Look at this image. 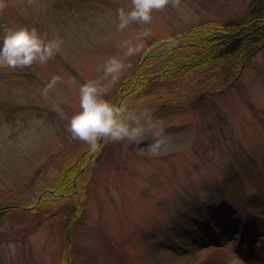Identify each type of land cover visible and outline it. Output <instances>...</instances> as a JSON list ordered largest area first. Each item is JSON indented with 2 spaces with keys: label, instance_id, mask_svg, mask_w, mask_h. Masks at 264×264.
<instances>
[{
  "label": "rangeland",
  "instance_id": "1",
  "mask_svg": "<svg viewBox=\"0 0 264 264\" xmlns=\"http://www.w3.org/2000/svg\"><path fill=\"white\" fill-rule=\"evenodd\" d=\"M5 2L0 18L6 11L16 28L18 21L64 43L45 65L0 67V264H232L233 254L243 264H264V34L244 61L190 69L123 102L143 100L164 122L176 145L165 155H147V141L108 142L91 152L67 131L80 110L79 85H105L98 67L124 58L122 44L137 42L135 33L151 31L109 88L105 98L115 104L147 53L161 55L194 27L252 20L264 0H181L154 11L150 25L130 23L124 31L117 12L131 0ZM53 76L61 79L45 96ZM80 157L81 215L72 217L69 202L24 211L58 169Z\"/></svg>",
  "mask_w": 264,
  "mask_h": 264
},
{
  "label": "clouds",
  "instance_id": "2",
  "mask_svg": "<svg viewBox=\"0 0 264 264\" xmlns=\"http://www.w3.org/2000/svg\"><path fill=\"white\" fill-rule=\"evenodd\" d=\"M181 0H131L127 10L120 8L117 12L118 31H124L130 23L150 25L154 11H162L171 5L180 7ZM5 0H0V11L6 8ZM151 35L148 28L135 33V41L125 40L122 47L126 49L124 58L111 56L100 67L102 79L107 83L101 85L99 80L82 83L78 88L79 111L69 120L67 131L72 139L88 145L91 152L99 151L108 142L126 141L139 146L146 145V154L161 156L176 147L173 137L167 132L162 120L154 117L151 109L144 107L143 100H137L133 106L115 104L105 97L109 88L114 86L126 69L125 58L140 53L144 48L143 40ZM0 43V67L11 69L45 65L62 51L64 41L60 38L46 40L35 27L8 28ZM130 67V65H127ZM53 76L42 90L47 96L60 81ZM141 154H144L142 151ZM234 256L232 264H243Z\"/></svg>",
  "mask_w": 264,
  "mask_h": 264
},
{
  "label": "trees",
  "instance_id": "3",
  "mask_svg": "<svg viewBox=\"0 0 264 264\" xmlns=\"http://www.w3.org/2000/svg\"><path fill=\"white\" fill-rule=\"evenodd\" d=\"M9 12L11 13V11ZM263 13L264 9H262V13L259 12L258 15L256 14L252 20L243 19L238 23H226L220 26L204 24L199 27H194L193 30L183 34L181 38L177 40V43H167L161 55L148 58L144 61L145 63L141 66L136 76L123 83V85H125L123 92H127L128 95L124 97L122 103L132 95H137L141 91H147V87L151 88L166 79H179L181 76L187 74L190 69L197 68L199 66L213 67L215 65H220L225 59L233 60L235 58L238 62L246 59L249 51L253 53V50H255V46L253 45L255 43H260L263 38ZM5 14H7L6 11L3 12V15ZM3 15L0 18V27H3L4 31L8 28H16L13 26L14 23L10 22V18L8 20ZM13 17H15V14ZM14 19L15 18L12 20ZM15 25L20 27L24 26L18 21ZM155 63H157V66ZM232 66H235L234 69L236 68V64H233ZM152 68H154V70H152ZM224 71L227 72V68H225ZM232 72L233 68L229 70V73ZM0 82L6 84L5 78L1 77ZM1 86H4V84H1ZM7 90L9 92L11 91L10 88ZM80 159L82 158L80 157L72 160L65 169H58L54 178H52L48 183H44L45 186H43V190H40L41 193L50 191L53 192V194L43 195L40 198L39 203L36 204L34 208L29 209L27 206L24 211L33 213L42 207L45 210H51L54 206L69 202L71 207L70 214L72 217L81 215L80 213L82 209L80 210V206L82 205L84 199L82 197V175L77 179V181H75V188L73 187L72 182L74 181L76 174L79 172L78 166L80 165ZM223 207H228V205H224ZM223 207L222 210L225 211ZM206 209L211 210L212 208L207 206ZM13 210H15V208ZM1 212H4V210H0V213ZM204 224H208V228L212 227L210 222H205ZM211 230L213 232L215 231L214 228ZM205 231L208 230L205 229ZM216 239L217 237L214 235L209 239H204V241ZM200 245L202 244L198 242L196 247L199 248ZM252 246L253 245L249 242L246 246L238 248L243 250L251 248ZM178 249L183 252L185 251L183 246H180Z\"/></svg>",
  "mask_w": 264,
  "mask_h": 264
},
{
  "label": "water",
  "instance_id": "4",
  "mask_svg": "<svg viewBox=\"0 0 264 264\" xmlns=\"http://www.w3.org/2000/svg\"><path fill=\"white\" fill-rule=\"evenodd\" d=\"M149 55H150V53L146 54V56H144V58L142 59V61H144ZM42 195H43V194H42ZM42 195H40V197H41ZM40 197H39V199H40ZM39 199L37 200L36 204H38Z\"/></svg>",
  "mask_w": 264,
  "mask_h": 264
}]
</instances>
